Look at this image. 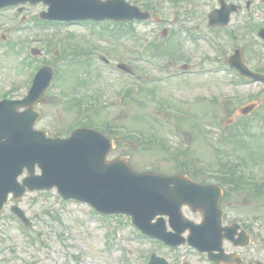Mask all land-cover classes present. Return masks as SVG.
I'll return each instance as SVG.
<instances>
[{"label": "rangeland", "instance_id": "obj_1", "mask_svg": "<svg viewBox=\"0 0 264 264\" xmlns=\"http://www.w3.org/2000/svg\"><path fill=\"white\" fill-rule=\"evenodd\" d=\"M128 1L142 9L141 2L149 1L156 8L149 10L162 23L134 21L133 29L124 33L125 28L108 21L87 27L78 21L57 25L37 23L40 9L47 8L41 2L24 5L23 21L11 7L0 11V37L19 46L0 47V96L6 92L9 98L23 97L33 77V67L26 73L27 66L48 64L58 69L56 73L61 78L52 79L53 86L46 90V98L39 105L41 114L36 127L50 136H67L69 128L77 122L88 121L85 116L89 114L91 122L97 125L122 128L119 134L116 130L111 132L118 142L109 158L123 155L136 170L163 174L186 170L201 178L202 169L230 167L242 174L250 170L248 173L255 175L254 178H262L264 134L260 131L264 129L260 128L261 123L255 122L260 119L259 115L264 117L263 84L236 85L233 77L226 74L229 71L214 65L221 55L232 53L229 31H233L237 34L234 44L245 43L249 48L245 55L249 64L255 69H264V42L254 37L252 30L254 22L264 23V4L251 1L248 10L233 14L229 25L218 33L214 30L216 27L207 26L206 18L209 10L218 6L216 0H173L174 4L171 0ZM163 28L167 29L165 39L174 30L167 49L159 46L167 42L161 36ZM88 29L99 30L100 34ZM209 33L216 47L213 41L209 43ZM47 34L51 36L49 47L42 39L45 49L31 56L30 48H40L41 38ZM134 34L139 35L140 41ZM142 40L159 44L155 46L160 50L154 60L163 69L177 70L180 64L186 63L189 70L201 66L203 73H185L166 80V73L157 64L138 59ZM155 47L149 48L151 56L156 53ZM101 50L109 53V65H113L112 58L124 62L137 72L139 79L107 67L98 57ZM126 89L131 94L124 96ZM73 96L86 98L90 110L69 108L71 103L65 100ZM251 102L257 104L253 111L241 115L240 107ZM172 107L183 114H173ZM161 120L167 121L163 128L159 126ZM245 123L250 134L245 131ZM172 126L178 127L185 138L168 133L166 130ZM225 190H228L226 185ZM233 194L235 199L233 195L224 199L232 203L228 207V220L255 217L260 227L264 208L258 202L262 200H250L255 198L245 189ZM12 204H18L25 212L30 227L21 225L10 211ZM252 228L256 239L244 252L249 255L248 259H263L262 230ZM224 246L230 249L228 244ZM152 252L171 264L189 255L185 247L174 250L142 237L127 216L116 221L101 218L84 203L63 201L55 189L28 191L18 200L10 197L0 212V264H146ZM190 258L196 259L193 255ZM200 264L209 263L201 256Z\"/></svg>", "mask_w": 264, "mask_h": 264}, {"label": "water", "instance_id": "obj_2", "mask_svg": "<svg viewBox=\"0 0 264 264\" xmlns=\"http://www.w3.org/2000/svg\"><path fill=\"white\" fill-rule=\"evenodd\" d=\"M21 1L24 0H0V7ZM45 1L53 9L56 6L57 0ZM76 6H89L102 17L115 19L148 17V13L140 12L124 0H77ZM79 14L74 13L70 18H76ZM227 14H224L225 22ZM238 59L234 62L237 66L240 63ZM50 78V68H42L25 99L0 103V208L9 191L18 197L26 187L32 189L56 185L63 196L86 200L102 212L128 213L132 215L134 223L146 230L155 215L166 213L162 192L170 198L178 189L195 194L209 192L210 188L194 184L186 178L134 172L122 157L115 162L105 163L111 142L96 131L78 129L65 140L46 139L44 134L34 132L32 124L38 115L36 104L43 99L44 88ZM21 105L26 110L16 112V108ZM22 127L24 140L23 135L17 134ZM36 162L42 168L41 176H35L32 171ZM23 166H27L30 173L19 184L16 178ZM170 183H174L175 187L171 189ZM190 201L187 197L179 199L175 207L177 212L182 202ZM213 205L216 206V200ZM13 209L22 216L19 210ZM216 237L220 238L219 235ZM204 243L202 240L201 249L215 247ZM154 260L153 257L151 264H155Z\"/></svg>", "mask_w": 264, "mask_h": 264}, {"label": "flooded vegetation", "instance_id": "obj_3", "mask_svg": "<svg viewBox=\"0 0 264 264\" xmlns=\"http://www.w3.org/2000/svg\"><path fill=\"white\" fill-rule=\"evenodd\" d=\"M227 198V197H226ZM223 201V200H222ZM194 215L195 216H197V218H201V215L200 214H198V213H194ZM262 237H263V247H264V230H263V234H262ZM237 248H240V247H237ZM243 249V248H242ZM227 252H235V251H230V250H228ZM263 262H264V258H263V260H262Z\"/></svg>", "mask_w": 264, "mask_h": 264}, {"label": "bare ground", "instance_id": "obj_4", "mask_svg": "<svg viewBox=\"0 0 264 264\" xmlns=\"http://www.w3.org/2000/svg\"><path fill=\"white\" fill-rule=\"evenodd\" d=\"M23 129H24V127L18 129L17 134H18V135H19V134L23 135Z\"/></svg>", "mask_w": 264, "mask_h": 264}]
</instances>
